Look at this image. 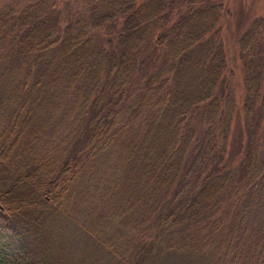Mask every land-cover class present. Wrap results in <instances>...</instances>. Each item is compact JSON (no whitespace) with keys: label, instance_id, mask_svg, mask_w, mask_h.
<instances>
[{"label":"trees","instance_id":"trees-1","mask_svg":"<svg viewBox=\"0 0 264 264\" xmlns=\"http://www.w3.org/2000/svg\"><path fill=\"white\" fill-rule=\"evenodd\" d=\"M67 2L0 7V264H50L37 230L63 209L109 264H264L261 18L231 127L219 0Z\"/></svg>","mask_w":264,"mask_h":264},{"label":"rangeland","instance_id":"rangeland-1","mask_svg":"<svg viewBox=\"0 0 264 264\" xmlns=\"http://www.w3.org/2000/svg\"><path fill=\"white\" fill-rule=\"evenodd\" d=\"M28 1L32 0H0V7L4 4H11L14 7H18ZM48 1L50 2L51 0ZM54 1L56 5L58 4L61 7L62 2L68 1L67 6L71 11L76 8L82 9L86 4V0ZM219 2L220 8L216 26L219 30V37L225 58L221 72V80L225 86L224 88L230 90L234 98L231 127L235 125L242 126L243 67L239 57L238 37L248 27L253 18L260 17L262 25L259 38L264 42V0H219ZM56 124L60 127L58 119L56 120ZM123 202V200L120 202L122 210ZM84 206L82 210H84ZM66 210L63 209L61 210L63 212L60 211L57 213L58 215L46 218L38 227L37 239L41 243L40 254L46 259V262L50 264H109L111 262V256L105 254L100 245L95 244V241L88 232L72 225L71 222L79 225L78 223L83 221V213L80 211L71 213L69 211L70 215H68L65 213ZM109 218V224L114 225L115 229L119 233H122L125 228L124 224L128 222L127 213L121 212L115 216V220L111 217ZM184 229L183 226L173 227V229L166 228L167 231L175 230L176 232ZM157 232L161 233L160 236L163 235L162 231ZM158 264L174 263L158 261Z\"/></svg>","mask_w":264,"mask_h":264},{"label":"bare ground","instance_id":"bare-ground-1","mask_svg":"<svg viewBox=\"0 0 264 264\" xmlns=\"http://www.w3.org/2000/svg\"><path fill=\"white\" fill-rule=\"evenodd\" d=\"M59 120V119H58Z\"/></svg>","mask_w":264,"mask_h":264}]
</instances>
